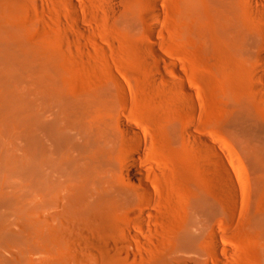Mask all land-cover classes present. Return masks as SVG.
<instances>
[{"label": "rangeland", "instance_id": "374dc122", "mask_svg": "<svg viewBox=\"0 0 264 264\" xmlns=\"http://www.w3.org/2000/svg\"><path fill=\"white\" fill-rule=\"evenodd\" d=\"M32 1H18L9 18L19 44L31 50L21 64L0 65L13 74L10 83L0 76V112L18 116L10 124L13 142H24L29 104L41 113L50 104L36 85L30 95L31 67L34 78L49 68L70 97L103 92L102 106L85 116H122L139 125L149 133L148 158L158 167L157 220L133 264H263V249L250 238V135L264 140L262 4L168 0L151 36L153 23L145 17L156 0L136 4L134 26L110 14L106 0ZM228 26L239 35L235 42L226 37ZM156 61L164 75L155 71ZM200 200L212 211L196 209ZM185 224L191 239L174 248Z\"/></svg>", "mask_w": 264, "mask_h": 264}, {"label": "bare ground", "instance_id": "6f19581e", "mask_svg": "<svg viewBox=\"0 0 264 264\" xmlns=\"http://www.w3.org/2000/svg\"><path fill=\"white\" fill-rule=\"evenodd\" d=\"M18 1L0 0V65L4 66L21 64L30 49L19 44L9 20ZM139 1L143 0H106V6L110 14L134 26ZM256 1L264 7L263 0ZM166 2H151L145 17L153 23L151 36L163 21ZM72 5L77 9L76 1ZM226 30L230 42L239 39L234 26ZM152 53L162 56L157 48ZM153 64L164 75L160 61ZM48 70L41 69L34 78L30 69V95L36 93V85L50 104L42 113L29 104L21 145L13 142L10 131L18 116L0 112V264L12 261L6 253L17 264H133L160 207L158 189L152 184L158 167L148 158L149 133L122 116H85L102 106L104 93L70 97ZM0 76L4 83L13 79L10 69L1 70ZM188 129L190 136L199 138ZM250 136V238L263 249L264 264V140ZM204 145L230 178L217 149L208 141ZM194 207L212 211L204 200ZM191 233L185 224L174 248L185 246ZM219 246L216 242L213 247ZM37 249L40 256L33 258Z\"/></svg>", "mask_w": 264, "mask_h": 264}]
</instances>
